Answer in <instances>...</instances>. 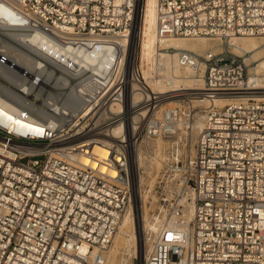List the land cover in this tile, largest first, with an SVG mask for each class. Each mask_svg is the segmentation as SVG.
<instances>
[{"label":"built area","instance_id":"2783aa9c","mask_svg":"<svg viewBox=\"0 0 264 264\" xmlns=\"http://www.w3.org/2000/svg\"><path fill=\"white\" fill-rule=\"evenodd\" d=\"M138 2L0 0L29 34L73 53L104 54L93 64L70 58L62 77L52 72L53 102L69 112L49 108L43 115V67L37 63L28 75L0 52L13 79L0 94L22 111L0 103V264H103L94 251L112 244L134 203L135 147L138 159L162 168L148 218L155 236L134 261L264 264V92L248 85L246 63L227 44L233 36L264 37V0H158L159 39L220 43L219 51L202 54L165 50L202 81L190 97L231 98L202 109L203 129L188 150L187 131L176 128L185 111L162 108L168 94L145 84L139 55L135 75L127 67ZM156 77L170 80L158 67ZM158 140L165 143L159 151ZM96 147L107 155L99 158Z\"/></svg>","mask_w":264,"mask_h":264},{"label":"bare ground","instance_id":"6f19581e","mask_svg":"<svg viewBox=\"0 0 264 264\" xmlns=\"http://www.w3.org/2000/svg\"><path fill=\"white\" fill-rule=\"evenodd\" d=\"M157 3L158 0H139L138 2L133 27L130 31V38L128 41L127 67L130 68V70L133 71V75H135V62L139 55V66L144 75V82L149 85L155 93L171 94L179 91L194 90L196 87L200 89L202 81L198 80V83L195 82L192 70L190 68L182 69L175 64L174 55L176 52L169 53L165 50H189L202 54L209 49L215 51L220 49V43L211 44L208 42V38L205 37L196 39L181 37L159 39L156 34ZM1 35L10 40V43H8L0 38V52H7L10 58L8 65L12 64L15 69L25 71L28 75L30 72H34V66H36L37 63L43 67L44 73L41 77V86L48 91L43 97L44 104L40 111L43 115H49L53 112L49 108L52 110L57 109L60 114L69 112L66 108H63L59 102H53L52 97L56 100L57 95L53 91L52 86L57 87V80L50 79L52 72H54L57 77H62L65 73L69 72L70 58H81L83 63L93 64L99 62V59L104 55L103 53L97 52L87 55L77 52L73 53L70 50H65L50 43L46 36L31 35L27 32L25 27L19 26V22L13 12L5 6H0V36ZM116 41L123 44L124 39L117 37ZM227 44L234 50V53H253L247 61L255 60L257 61V65L252 68L251 75L248 79V85L250 87L255 86L259 87V89H264V37L233 36ZM38 59L39 61H37ZM156 67L160 68L164 74H167L170 80L165 82L161 77L152 79ZM0 82V86L2 87L6 85L9 87L13 86V79L11 78V74L6 71V67L0 66ZM193 85L195 87H193ZM136 99H138V97H134V101H136ZM230 100V97L216 96L213 100L206 102L200 99V97H190L189 103L191 104L190 108H192L190 110L193 112L195 110L194 106L199 108V111L193 115V122L189 123V128L191 130L190 135L193 137L203 129L206 119V115L204 111H202L203 108H206L210 103L224 105L229 103ZM262 100L264 101V94L262 95ZM47 101H50L51 105H48ZM180 101L181 100L178 99L177 96L166 97L165 100L162 101L161 106L163 109H169ZM0 103L13 111L22 113V111H19V109L2 94H0ZM185 124L187 125L188 121L181 119L176 125V128L181 129ZM114 130L115 133H118V131H120V126L115 127ZM157 142L159 143L161 141L158 140ZM94 152L99 158H104L107 155V151L100 147H96ZM132 156V180L135 191L133 195L134 203L129 215L125 217L120 225L119 231L116 233L112 244L104 251H94L96 255L102 254L104 257L103 264H112L117 251L123 248L127 249L129 256H136V251L139 249L138 258L141 259L144 252L148 249L146 248L148 243H151L155 236L153 233L156 229L155 226L153 227L149 225V223L147 225L143 223L146 209H144V206H141V208L138 206V202L147 201L153 197V189L152 186L144 187L143 178L140 173V175L138 174V170L143 168L142 158L138 159V148L135 147L133 149ZM159 157L157 153L156 158L158 159ZM148 163L151 165L152 161L148 160ZM144 172H146V170H144ZM148 226H151V232L148 231V236H144V230H148ZM132 244H135L134 250L131 248ZM105 256L109 258L107 263H105ZM125 261L127 260L125 259ZM131 264L133 263L131 262Z\"/></svg>","mask_w":264,"mask_h":264},{"label":"rangeland","instance_id":"374dc122","mask_svg":"<svg viewBox=\"0 0 264 264\" xmlns=\"http://www.w3.org/2000/svg\"><path fill=\"white\" fill-rule=\"evenodd\" d=\"M208 42L211 43V44H218L219 43L218 41H214V40H210V39H208ZM138 48H139V46H138ZM229 48L234 53V50L231 47H229ZM218 50H220V49H218ZM218 50H216V51H218ZM213 51L216 52L215 50H213ZM236 54L240 55V57L242 58V60L244 61V63H246L247 70H248V75L250 76L251 75L252 68L257 65V63H256L257 61H255V60H248L247 61V59L253 53H250V54H241V53H238L237 52ZM193 87H195V86L193 85ZM192 92H193V90H187V91H179L177 93L176 92L175 93H171V94H168V95L167 94H164V95H167L168 97H170V96H177V98L181 100L180 102H178V104H175V105L171 106L170 108H172V107H179V108H181L182 111H185V113H186V116L183 117V119H184V121H188V124L187 125L186 124L183 125V131H187V141H188L187 142V146H186V149L187 150L189 149L190 141H191V137H192L190 135L191 134L190 133L191 130L189 128L190 127L189 123L190 122H193V116L192 115H194L197 111H199V108L198 107H195V106H194L195 110L193 112L190 110L192 108H190L191 107V104L189 103V99H190L189 94H191ZM262 92H264V89L262 90ZM187 111H189V116L187 114ZM191 117H192V119H191ZM185 127H188V129L186 130ZM183 131H182V133L184 135L185 132H183ZM196 135H194L192 138H194ZM182 138H183V136H182ZM178 140L179 139L177 138L176 141H178ZM164 145H165L164 142H159V143L157 142V145L156 146H158V151L160 149H162ZM178 146H179V151H181L182 150V147H183V144L181 142H179V145ZM142 150H143V152L146 151L144 148ZM161 157H162V155H160V158ZM148 160H143L142 161L143 162V166H142L143 167L142 168L143 173H140V174H141V176L143 178V181H144V187L152 186V189H153V197H151L147 201H142V202L140 201V202H138V206L140 208H141V206H144V209H146V213H145V220L146 221L145 220L143 221V223L146 224V225L149 223L148 222V218L151 215L152 208L156 205V199H157V197H158V195L160 194V191H161L159 189V187H158V178H159L160 170L162 168V165L159 164V162H158L157 165H153V164L149 165ZM144 170H146V172H144ZM133 199H134V196H133ZM131 248L134 250L135 249V244H132V247ZM136 253H137L136 256L135 255L129 256L127 249L126 248H123V249L117 251V253H116L115 257H114V261H113L112 264H127V263L128 264H131V262L133 264H138V261L137 260L134 261V258L137 257V259H139L138 258L139 249H137ZM106 256H105V263H107L109 261V258L106 257ZM125 259L127 261H125ZM128 259H129V261H128Z\"/></svg>","mask_w":264,"mask_h":264},{"label":"snow or ice","instance_id":"6c2138e0","mask_svg":"<svg viewBox=\"0 0 264 264\" xmlns=\"http://www.w3.org/2000/svg\"><path fill=\"white\" fill-rule=\"evenodd\" d=\"M169 238H171V237H169Z\"/></svg>","mask_w":264,"mask_h":264}]
</instances>
